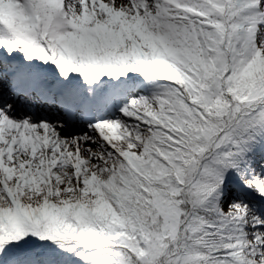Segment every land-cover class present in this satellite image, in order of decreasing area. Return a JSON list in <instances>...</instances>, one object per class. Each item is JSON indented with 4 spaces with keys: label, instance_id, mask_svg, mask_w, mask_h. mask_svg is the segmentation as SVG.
I'll return each instance as SVG.
<instances>
[{
    "label": "snow or ice",
    "instance_id": "6c2138e0",
    "mask_svg": "<svg viewBox=\"0 0 264 264\" xmlns=\"http://www.w3.org/2000/svg\"><path fill=\"white\" fill-rule=\"evenodd\" d=\"M0 264H264V0H0Z\"/></svg>",
    "mask_w": 264,
    "mask_h": 264
}]
</instances>
